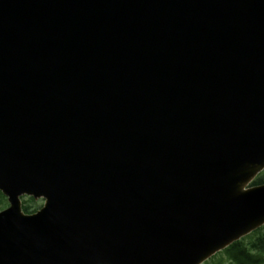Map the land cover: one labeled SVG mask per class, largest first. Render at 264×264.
<instances>
[{
  "label": "water",
  "instance_id": "obj_1",
  "mask_svg": "<svg viewBox=\"0 0 264 264\" xmlns=\"http://www.w3.org/2000/svg\"><path fill=\"white\" fill-rule=\"evenodd\" d=\"M263 170L264 0H0V264H202Z\"/></svg>",
  "mask_w": 264,
  "mask_h": 264
},
{
  "label": "trees",
  "instance_id": "obj_2",
  "mask_svg": "<svg viewBox=\"0 0 264 264\" xmlns=\"http://www.w3.org/2000/svg\"><path fill=\"white\" fill-rule=\"evenodd\" d=\"M264 183V174L259 177L253 185ZM4 204V200L0 194V205ZM251 248L246 250L240 243L229 251V257L234 259L236 264H264V235L257 237L250 243ZM250 252H255L250 254Z\"/></svg>",
  "mask_w": 264,
  "mask_h": 264
},
{
  "label": "rangeland",
  "instance_id": "obj_3",
  "mask_svg": "<svg viewBox=\"0 0 264 264\" xmlns=\"http://www.w3.org/2000/svg\"><path fill=\"white\" fill-rule=\"evenodd\" d=\"M35 203V204H34ZM24 204H30L31 206H33V208H37L41 205V207L43 206L44 204V201L43 200H38V201H35V202H32L30 199H24L23 200V205ZM261 235H264V232L261 234ZM255 237V236H254ZM251 238L250 240H246L244 242L245 245H247V248L250 249L251 246H250V243L255 240L256 238ZM209 264H232L224 254H221V256H219L218 258H216L213 262H209Z\"/></svg>",
  "mask_w": 264,
  "mask_h": 264
}]
</instances>
